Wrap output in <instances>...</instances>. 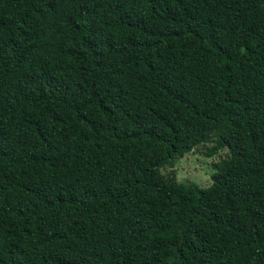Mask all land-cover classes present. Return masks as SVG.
I'll return each instance as SVG.
<instances>
[{"label":"trees","instance_id":"obj_1","mask_svg":"<svg viewBox=\"0 0 264 264\" xmlns=\"http://www.w3.org/2000/svg\"><path fill=\"white\" fill-rule=\"evenodd\" d=\"M0 264H264V0H0Z\"/></svg>","mask_w":264,"mask_h":264},{"label":"rangeland","instance_id":"obj_2","mask_svg":"<svg viewBox=\"0 0 264 264\" xmlns=\"http://www.w3.org/2000/svg\"><path fill=\"white\" fill-rule=\"evenodd\" d=\"M202 151L200 146H195L181 158L175 159L173 166L162 169V174L166 175L167 172L173 171L177 182L193 184L200 189L206 188L211 182L210 176L214 171L211 163L220 155V152L208 157L203 156Z\"/></svg>","mask_w":264,"mask_h":264}]
</instances>
